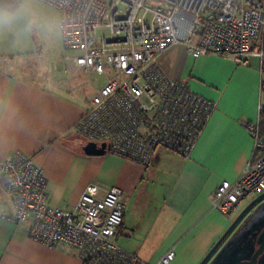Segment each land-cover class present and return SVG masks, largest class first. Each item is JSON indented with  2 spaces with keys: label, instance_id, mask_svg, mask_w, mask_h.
<instances>
[{
  "label": "crops",
  "instance_id": "0c3cea01",
  "mask_svg": "<svg viewBox=\"0 0 264 264\" xmlns=\"http://www.w3.org/2000/svg\"><path fill=\"white\" fill-rule=\"evenodd\" d=\"M42 3L47 16L35 15L24 1L14 13L0 9V162L17 150L33 156L47 177L48 203L67 210L89 184L100 187L99 197L112 186L121 188L125 213L117 243L124 250L140 264H157L170 250L175 252L170 264H199L261 194L231 216L212 204L218 185L235 182L253 155L247 123L257 121L259 113V58L242 66L228 57L211 53L195 58L182 46L170 48L160 57L167 74L217 103L189 157L158 148L144 165L109 151L87 155L83 146L88 141L74 126L93 96L82 88L92 84L80 82L88 74L65 58L59 11ZM55 41L59 46L54 48ZM46 49L55 58L48 69L40 60ZM13 214L12 195L0 171V264H83L70 246L52 248L31 239L32 222L15 224L9 219ZM231 236L206 264L222 263ZM254 249L249 257L248 251L240 252L241 260H249ZM226 259V264L235 262Z\"/></svg>",
  "mask_w": 264,
  "mask_h": 264
},
{
  "label": "built area",
  "instance_id": "2783aa9c",
  "mask_svg": "<svg viewBox=\"0 0 264 264\" xmlns=\"http://www.w3.org/2000/svg\"><path fill=\"white\" fill-rule=\"evenodd\" d=\"M40 1L59 11L65 58L105 79L74 131L144 165L158 148L189 157L217 106L167 74L160 62L164 52L182 46L195 58L215 53L242 66L258 57L259 113L257 121L247 123L253 155L235 182L218 185L212 204L231 216L264 192V0ZM0 171L12 195L9 219L31 221L34 241L52 248L70 246L83 264H140L117 243L125 213L121 188L112 186L99 197L100 187L89 184L67 210L48 203L47 177L33 156L17 150L0 162ZM174 258L170 250L157 264Z\"/></svg>",
  "mask_w": 264,
  "mask_h": 264
},
{
  "label": "rangeland",
  "instance_id": "374dc122",
  "mask_svg": "<svg viewBox=\"0 0 264 264\" xmlns=\"http://www.w3.org/2000/svg\"><path fill=\"white\" fill-rule=\"evenodd\" d=\"M23 1L24 4H26L28 7L31 8V10L34 12L35 15H43V16L48 15L49 10H46L45 8L42 7V5L44 4L40 2V0H23ZM45 29L48 31L47 22H45ZM52 44H54L52 45L54 48L59 46L57 45L56 41L52 42ZM47 50L48 49L45 50L43 57L40 59L41 63L45 64L46 69L51 68L55 60V58L53 57L54 55L52 53H49L48 52L49 50L48 51ZM59 54L58 56L56 55V58L59 57ZM216 55H220V54H216ZM220 56L226 57L225 55H220ZM88 79L91 80L92 85L90 84L85 85V87L82 89L88 95H90L91 93L94 94V92L96 91V87L103 84L104 77L94 72L88 75L82 74L80 82H86V80ZM263 229H264V199L256 203L237 224L234 231L231 233L232 236L229 240L230 242L225 251V254H227L226 256L231 258L232 261H235L234 264H236L237 260L239 259L238 256L240 252H244V255H246L245 252L248 251L246 257H249V252L252 251V249H254L255 247H257V241ZM257 264H264V252L260 255Z\"/></svg>",
  "mask_w": 264,
  "mask_h": 264
},
{
  "label": "water",
  "instance_id": "95a60500",
  "mask_svg": "<svg viewBox=\"0 0 264 264\" xmlns=\"http://www.w3.org/2000/svg\"><path fill=\"white\" fill-rule=\"evenodd\" d=\"M83 151L87 155H104L109 151L108 144L106 142H103L101 144H98L93 141H88L83 146ZM264 199V192L255 197L241 212L240 214L234 219V221L231 223V225L228 227V229L223 233V235L220 237V239L215 243V245L212 247V249L209 251V253L204 257V259L199 264H206L207 261L210 259V257L215 253V251L220 247V245L227 239V237L234 231L237 224L241 221V219L245 216V214L260 200ZM264 252V229L262 230L259 239L257 241V247H255L253 253L251 254V257L249 260H241L240 256L237 260L236 264H257L258 259L260 255ZM227 255V254H226ZM226 255L222 259L221 264H226L227 259ZM240 255V254H239Z\"/></svg>",
  "mask_w": 264,
  "mask_h": 264
},
{
  "label": "trees",
  "instance_id": "16d2710c",
  "mask_svg": "<svg viewBox=\"0 0 264 264\" xmlns=\"http://www.w3.org/2000/svg\"><path fill=\"white\" fill-rule=\"evenodd\" d=\"M23 0H0V9L14 13L18 10Z\"/></svg>",
  "mask_w": 264,
  "mask_h": 264
},
{
  "label": "clouds",
  "instance_id": "9594fccd",
  "mask_svg": "<svg viewBox=\"0 0 264 264\" xmlns=\"http://www.w3.org/2000/svg\"><path fill=\"white\" fill-rule=\"evenodd\" d=\"M3 21H4V17L2 14H0V23H3Z\"/></svg>",
  "mask_w": 264,
  "mask_h": 264
}]
</instances>
